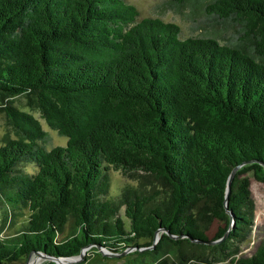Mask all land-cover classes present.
<instances>
[{
	"label": "trees",
	"instance_id": "obj_1",
	"mask_svg": "<svg viewBox=\"0 0 264 264\" xmlns=\"http://www.w3.org/2000/svg\"><path fill=\"white\" fill-rule=\"evenodd\" d=\"M204 11L232 34L184 37L125 0H0V227L22 219L0 264L85 247L134 249L126 264H264V235L236 256L254 226L249 176L264 183V0ZM112 170L134 183L109 193Z\"/></svg>",
	"mask_w": 264,
	"mask_h": 264
},
{
	"label": "rangeland",
	"instance_id": "obj_2",
	"mask_svg": "<svg viewBox=\"0 0 264 264\" xmlns=\"http://www.w3.org/2000/svg\"><path fill=\"white\" fill-rule=\"evenodd\" d=\"M127 3L132 4L136 7L139 13L138 19L141 18H160L164 22H171L179 26L182 35L185 37L193 35H214L219 37H227L232 34V28L228 25L221 29L214 30L217 28L211 19L207 16L204 11V6L211 0H183L178 2L177 0H125ZM19 108H23L25 111H29L28 108H24L22 101L16 99L14 102ZM35 118L38 119V114L31 112ZM41 127L46 131L50 138V146H64L66 144V138L58 136L56 132L48 128L45 122L39 119ZM4 132L8 134L11 132L6 124L4 114L0 112V135ZM11 134V133H10ZM12 135V134H11ZM37 170L34 164H27L25 171L32 174ZM110 187L109 193L116 194L119 187L126 183L133 184L134 182L123 177L118 171H110ZM250 190L252 198L255 202V219L253 232L250 239L242 244L239 248L238 256H249L255 250V247L261 237L264 235V183L256 181L252 176H249ZM4 203L0 200V224L1 219L4 218L5 210ZM122 213V210H121ZM26 212L23 213V219L26 217ZM22 219L17 217L11 220V223L0 227V236H11L18 231ZM223 223L214 220L208 230L206 231L207 238L211 239L217 232L218 228ZM134 250V249H132ZM132 250H125V255L119 256H105L96 248L90 250L84 258H73L70 264H126L125 260L130 259L127 256ZM40 257L32 255L30 259L19 261L18 264H37ZM227 264V262L217 263Z\"/></svg>",
	"mask_w": 264,
	"mask_h": 264
},
{
	"label": "water",
	"instance_id": "obj_3",
	"mask_svg": "<svg viewBox=\"0 0 264 264\" xmlns=\"http://www.w3.org/2000/svg\"><path fill=\"white\" fill-rule=\"evenodd\" d=\"M236 169H237V167L234 168V169L231 171V173H230V175H229V177H228V181H227V191H228L229 184H230V182H231V180H232V178H233V175H234ZM225 202H226V201H225ZM225 206H226V205H225ZM227 232H228V230L225 232L224 236H223L221 239H223V238L226 237ZM158 239H159V234L156 233L155 236H154L153 244H155V242H157ZM221 239H218V240H206V241H194V242L201 243V244H206V245H213V244L219 242ZM86 248H88V247L83 248V249L80 251L79 255L76 256V257H77V258H82L83 254H84L85 251H86ZM128 250H132V249L130 248V249H128ZM98 251H100V252H101L103 255H105V256H113V257H114V256L117 257V256H119V255H125V254H126V252H122L121 254L109 253V252H107V251H105V250H103V249H101V248H99V247H98ZM32 255L39 256V257H41L43 260H49V261H52V262H54L55 264H70V263L72 262V260H71V261H65V262H62V260L76 258V257H62V258H55V257H51V256H48V255L42 254V253H40V252H33V253H30V254L28 255V257H27V261L29 260V258H30Z\"/></svg>",
	"mask_w": 264,
	"mask_h": 264
},
{
	"label": "bare ground",
	"instance_id": "obj_4",
	"mask_svg": "<svg viewBox=\"0 0 264 264\" xmlns=\"http://www.w3.org/2000/svg\"><path fill=\"white\" fill-rule=\"evenodd\" d=\"M30 259V258H29ZM72 259H66V260H62V262H65V261H71ZM43 261V259L40 257L39 259V262L37 264H40L41 262Z\"/></svg>",
	"mask_w": 264,
	"mask_h": 264
}]
</instances>
